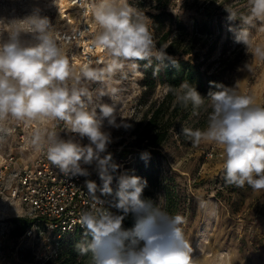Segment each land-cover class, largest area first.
<instances>
[{
    "label": "clouds",
    "instance_id": "9594fccd",
    "mask_svg": "<svg viewBox=\"0 0 264 264\" xmlns=\"http://www.w3.org/2000/svg\"><path fill=\"white\" fill-rule=\"evenodd\" d=\"M248 2L245 23L264 22V0ZM52 3L59 8V0ZM84 3L94 26L89 50L102 53L100 59L77 62L75 55L70 57L67 43L39 8L22 20L27 22V29L13 25L7 39L0 40V120L10 117L24 124L42 119L61 121L69 133L87 138L88 143L82 145L73 136L63 139L54 130L37 127L28 142L65 176L89 177L91 173L82 165H95L102 187L98 188L91 179L85 180L94 204L73 221L85 230L86 239L75 245L79 256L90 257L91 264H201L185 238V218L171 215L143 198L147 180L126 171L120 173L121 166L113 162L108 152L113 138L105 129V121L110 128L131 127L119 115L114 102L119 89L110 86L112 78L126 64L138 71L137 61L169 59L165 48L157 49L143 15L128 0ZM228 18L235 20L236 13L229 12ZM25 33L30 34V39L25 38ZM236 42L264 61V45L253 46L247 30L236 36ZM97 82L101 86L92 90L91 84ZM219 87V91L207 96L211 107L207 126L182 127L181 132L196 146L213 143L222 150L226 184H247L253 190H264V105L258 104L253 95ZM164 89L184 107L190 104L195 110L205 103L206 97L187 81L178 87L164 85ZM104 96H109L112 103H94ZM148 155L143 152L141 158ZM114 180L118 186L115 199L105 207L96 192L111 196ZM129 216L134 226L125 228L124 220Z\"/></svg>",
    "mask_w": 264,
    "mask_h": 264
},
{
    "label": "rangeland",
    "instance_id": "374dc122",
    "mask_svg": "<svg viewBox=\"0 0 264 264\" xmlns=\"http://www.w3.org/2000/svg\"><path fill=\"white\" fill-rule=\"evenodd\" d=\"M128 3L143 15L152 31L150 13L154 11L157 0H128ZM35 8L49 18L53 28L58 16L49 0H0V40L7 39L13 25L27 29V22L22 20ZM170 8L190 26L191 35L197 29L195 21H208L212 25L213 33L198 34V42L204 45V51L210 49L211 71L222 68L226 87L239 94L253 95L258 104L264 105V61L256 58L245 45L236 42V36L247 30L253 46L264 45V22L248 24L243 19L248 15V0H170ZM233 11L236 18L230 20L229 12ZM25 38L30 39V34L25 33ZM79 45L75 43L70 50H80ZM137 70L126 64L110 82L111 87L119 89L114 101L119 115L131 127L110 128L105 121V129L113 138L108 148L113 162L122 167L128 165L130 169H133L138 153H143L127 146L135 139L133 131L152 101L161 99L166 93L164 85H159L145 98L144 73L139 66ZM100 86L97 82L90 87L95 90ZM94 103L111 104L112 100L104 96ZM204 106L208 109L210 101ZM199 112L185 120L180 129L198 128L203 114ZM195 124L198 125L196 128ZM57 125L58 121L47 119L29 124L18 123L10 117L0 120V165L12 154L17 159L14 168L32 165L39 155L28 146L32 130L39 127L51 131ZM160 153L158 159L163 185L171 190V196L167 199L164 188L152 189L148 199L169 214H180L185 218L182 227L185 238L194 249V258L200 259L201 264H264V190H253L247 184L244 187L226 184L222 150L213 143L202 142L196 146L181 131L173 132ZM14 168L7 172L6 179L0 181V188L7 189L4 195H0V264H40L56 252L59 239L49 240L54 232L44 228L38 229L37 234L17 239L10 234L15 219L32 217L24 203L6 196L15 183Z\"/></svg>",
    "mask_w": 264,
    "mask_h": 264
},
{
    "label": "trees",
    "instance_id": "16d2710c",
    "mask_svg": "<svg viewBox=\"0 0 264 264\" xmlns=\"http://www.w3.org/2000/svg\"><path fill=\"white\" fill-rule=\"evenodd\" d=\"M150 15L152 18L151 32L156 47L157 49L164 47L169 59L159 61L153 57L151 61H137L144 73L143 96L148 98L159 85L178 87L187 81L202 96L206 97L205 101H210V98H207L210 92L219 91V86L226 87L222 68L211 71L213 65L209 63L210 49L204 51V45L198 42V34L202 36L213 33L212 25L208 21H195L197 29L191 35L190 26L185 24L179 15L171 10L170 0H157L154 11ZM223 62L226 63V60L223 59ZM206 103L204 104L206 105ZM205 108L206 106L202 105L199 109L194 110L190 104L184 107L176 101L171 92L165 93L159 100L152 101L143 119L133 131L135 139L127 145L131 148H137L139 151L147 152L149 155L146 159H142V153H138L133 169H130L128 165L121 166L119 169L120 173L126 171L147 180L143 198L148 199L152 194V189L160 188L167 191V199L171 196V190H167L163 185L164 179L158 155L161 154L160 150L173 132L176 130L180 132L182 123L193 115L199 114V111L203 114L198 123V128H205L211 107ZM197 126L195 124V128ZM113 183V188L116 191L117 182L114 180ZM114 199L115 195H113L112 200ZM34 221L33 218L18 217L10 229V234L16 239L22 238L26 231L32 227ZM133 226V218L127 217L124 220V227L132 228ZM84 232L85 230H77L73 234L62 236L58 240L56 252L47 256L40 264H91L90 257L79 256L75 250V245L86 239Z\"/></svg>",
    "mask_w": 264,
    "mask_h": 264
},
{
    "label": "built area",
    "instance_id": "2783aa9c",
    "mask_svg": "<svg viewBox=\"0 0 264 264\" xmlns=\"http://www.w3.org/2000/svg\"><path fill=\"white\" fill-rule=\"evenodd\" d=\"M59 8L52 3L57 13ZM70 4L68 9L64 12L66 18L71 16L74 11L78 12L77 28L73 30V38L75 43H79V49L88 59L97 60L102 56L97 50H89V41L92 39L94 26L87 22V17L90 11L87 10V5L84 0H67ZM92 0H88L91 3ZM82 13V14H81ZM17 130V127L14 128ZM54 130L61 138L68 139L73 136L79 140L82 145L88 143L87 138H79L76 134H71L65 129L63 122L58 121V125ZM51 130V131H52ZM24 137L23 134L20 135ZM17 163L15 155H10L6 161L0 165V181L6 179L7 172L12 170L14 164ZM88 168L91 175L89 177L82 176H65L60 170L52 165L46 158L43 152H40L32 165H25L23 167L14 168V181L7 197L20 201L26 205L31 214V218L35 219L34 224L30 227L23 237L31 234H37V230L44 228L54 232L48 239L57 241L62 236L74 233L77 230H84L79 224H73L83 211L91 210L94 204L93 198L89 195L85 186V180L91 179L96 182L99 187H102V181L98 177L95 165H82ZM114 183L111 187L113 188ZM7 189L0 188V195H4ZM115 189L111 196H102L100 191L96 192V196L105 201V207L108 202L112 201L115 195ZM115 211V209H112Z\"/></svg>",
    "mask_w": 264,
    "mask_h": 264
},
{
    "label": "bare ground",
    "instance_id": "6f19581e",
    "mask_svg": "<svg viewBox=\"0 0 264 264\" xmlns=\"http://www.w3.org/2000/svg\"><path fill=\"white\" fill-rule=\"evenodd\" d=\"M61 7L59 13H57V23L54 25L53 30L56 31L61 38L67 43V49H68V54H70V57L72 55H75L77 62H82L83 59H86L84 56L83 52L81 50L78 51H71L75 40L73 38V30L77 28V18H78V12L74 11L71 13V16L69 18H66L64 15V12L68 7L70 6L69 2L67 0H61L60 1ZM82 14V13H81ZM93 17L90 12V14L87 17V22L91 25H93ZM73 50V49H72ZM99 58L101 56L99 55Z\"/></svg>",
    "mask_w": 264,
    "mask_h": 264
}]
</instances>
